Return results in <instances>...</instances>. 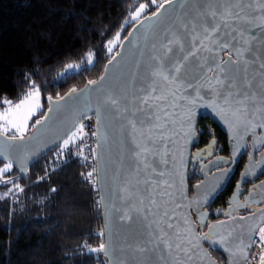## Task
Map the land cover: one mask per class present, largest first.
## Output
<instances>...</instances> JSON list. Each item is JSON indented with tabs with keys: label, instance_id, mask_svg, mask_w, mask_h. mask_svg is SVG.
Segmentation results:
<instances>
[{
	"label": "snow or ice",
	"instance_id": "obj_1",
	"mask_svg": "<svg viewBox=\"0 0 264 264\" xmlns=\"http://www.w3.org/2000/svg\"><path fill=\"white\" fill-rule=\"evenodd\" d=\"M151 3L157 4V0ZM165 4L173 5L179 15L155 29V37L149 39L124 80L108 86L102 83L105 77L89 81L91 90L98 93L95 99L88 97L87 89L79 94L73 89L56 100L48 97L52 106L31 127L39 132L51 119L50 114L62 109V102L83 96L84 108L93 110L97 124L106 131L115 124L125 138V148L118 157L120 166L114 171L118 181L115 195L122 203L119 221L128 228L127 246L156 255L155 264H215L203 250L202 242L207 241L213 248L221 246L230 256H241L244 264H248L249 253L256 243L252 236L247 237L245 244L244 234L237 226L224 234L214 231L228 223L235 225L234 220L208 225V233L197 235L194 226L181 217L184 202L179 188L183 178L180 185L174 180L173 145L180 135L177 124L191 127L194 109L203 106L212 108L234 133V152H239L242 146L237 141L241 131L252 136L254 151L264 146V132L258 135L256 131L264 130V44L260 43L264 40V0H165L152 17L140 21V27L152 18L159 20ZM145 7L143 3L139 5L132 15L133 22L139 20ZM112 51L109 47V54ZM221 53H227V58ZM92 58L90 53L89 65ZM115 61L116 56H112L108 64ZM67 67L78 72L80 66ZM65 75L67 71L61 74ZM40 90L33 82L31 90L18 103L0 101L6 106L0 110V156L36 139L33 135L25 141V134L29 121L41 107ZM82 115L90 118L87 111ZM83 128L81 124L79 131ZM99 134V131L92 133ZM72 142L70 138L62 141L61 156ZM98 147L102 148L103 143ZM258 165L264 166V153L241 174L238 187L256 176ZM12 167L9 162L0 172H8ZM229 171L226 169L222 175L226 178ZM92 175L88 173L89 177ZM202 186L203 182L195 187ZM244 219L239 217L241 221ZM255 233L259 237L256 246L261 249L259 264H264V226ZM214 236L217 238L213 239ZM105 248L101 244L99 249L90 251ZM251 258L256 259V254L252 253Z\"/></svg>",
	"mask_w": 264,
	"mask_h": 264
},
{
	"label": "trees",
	"instance_id": "obj_2",
	"mask_svg": "<svg viewBox=\"0 0 264 264\" xmlns=\"http://www.w3.org/2000/svg\"><path fill=\"white\" fill-rule=\"evenodd\" d=\"M163 2L0 0V101L17 102L33 82L39 85L41 107L31 127L48 112V97H66L101 76L138 22L132 15L140 4L146 5L143 18ZM117 36L118 47L109 54V41ZM69 64L79 65V71L61 76ZM71 135L62 156L61 143L24 174L15 165L2 174L8 183L0 186V264H108L103 251H90L104 244L98 194L88 179L89 163L79 158L74 131ZM7 163L0 160V169Z\"/></svg>",
	"mask_w": 264,
	"mask_h": 264
},
{
	"label": "water",
	"instance_id": "obj_3",
	"mask_svg": "<svg viewBox=\"0 0 264 264\" xmlns=\"http://www.w3.org/2000/svg\"><path fill=\"white\" fill-rule=\"evenodd\" d=\"M165 9L167 10L165 11ZM165 9H160L162 15L159 17V20L152 18L148 23H145L143 27H140V21L152 17V14L138 20L129 30L126 37L120 42L117 52L113 55L116 56V61L112 65H109L107 62L101 76L96 81H101V77H105L102 83L108 86L111 83H119L127 77L128 73L133 70L138 55L146 49L149 39L155 37V29L158 26L168 24L174 17L179 15V13L174 10L173 5L165 4ZM137 29L139 30L137 31ZM129 33H132V35H129ZM260 43L264 44V40H261ZM221 56L226 59L227 53H221ZM83 89H87V95L91 99H95L98 95V93L91 90L89 84H86L81 90ZM81 90L76 93H81ZM204 103H209V98L206 97ZM62 104V109L51 113V119L45 123L39 132L32 129L31 132L25 136V141H28L29 137L33 135L36 136V139L32 140L31 143H25L22 148H16L11 153L5 152L4 156H0V160L11 162L17 167L21 174H24L30 163L58 147L84 119L82 114L87 111L88 116L94 117L96 125L95 132L99 131L100 133L95 136L94 159L96 164V190L102 219V235L104 245H106L103 255L108 264H155L157 260L156 255L147 252H139L127 246L128 228L127 225L119 221L122 203L117 200L115 195L118 181L114 170L119 168L118 157H120L121 152L125 148V138L122 130L115 124L111 125L107 131L104 127L99 126L93 110H86L84 108L83 96L79 99L74 96L72 100L62 102ZM51 106L52 104L50 103L49 107ZM181 115L183 116L184 113H181ZM201 117H206L219 126L227 134L231 146L234 143L232 140L234 133L227 128L224 121L216 115L212 108L203 106L195 108L191 127L177 124L176 130L180 135L175 138L176 143L173 145V153L175 156L174 180L180 185L181 178H183V183L179 188V191L183 193L182 199L184 202L183 211L180 215L187 223L194 226L197 235V228L192 213L199 215L200 209L206 206L214 194L221 189L227 178L222 175L224 171L212 177L204 178L201 181L203 182V186L201 188H196L195 185L193 187V195L189 196L187 184L188 165L190 152L196 139L197 122ZM189 132H191L190 135H184ZM262 132H264V130H262ZM244 137L245 135L243 133L237 136L238 142L242 145L239 151H241L243 147ZM101 143H103L102 148L98 147ZM231 169L232 168H230V170ZM229 173L230 171L227 173V176ZM201 182L198 184H201ZM123 211L127 212V209L124 208ZM263 224L264 211L249 218L241 230L244 234L242 238L245 244L248 243L247 237L249 235L254 237L255 230ZM204 243L209 245L207 241L202 242L203 250L209 254L215 264H218L204 247ZM214 249L221 251L226 256L228 264L244 263L241 256L236 255L237 258L234 260V255L230 256V254L225 252L219 245Z\"/></svg>",
	"mask_w": 264,
	"mask_h": 264
},
{
	"label": "flooded vegetation",
	"instance_id": "obj_4",
	"mask_svg": "<svg viewBox=\"0 0 264 264\" xmlns=\"http://www.w3.org/2000/svg\"><path fill=\"white\" fill-rule=\"evenodd\" d=\"M257 134L262 130L257 129ZM242 131L241 134L242 135ZM213 140L215 143L213 144ZM238 141V140H237ZM252 136L245 135L241 151L234 152V143L231 146L227 134L206 117H201L196 126V139L190 152L188 165V193L193 195V187L204 178L212 177L226 169H231L224 185L206 206L200 209V214L192 213L197 233H208V225H217L220 221L234 220L235 225L228 223L224 227L214 229L216 233L224 234L232 227L237 226L241 231L245 223L253 216L264 211V166H257L255 177L240 184L241 174L252 164L259 161L264 153V146L260 151L251 148ZM203 169V171H202ZM246 205V206H243ZM239 217H245L243 221ZM217 237H213L216 239ZM204 247L218 264H228L226 256L219 250L204 243ZM236 255L233 259L236 260Z\"/></svg>",
	"mask_w": 264,
	"mask_h": 264
},
{
	"label": "built area",
	"instance_id": "obj_5",
	"mask_svg": "<svg viewBox=\"0 0 264 264\" xmlns=\"http://www.w3.org/2000/svg\"><path fill=\"white\" fill-rule=\"evenodd\" d=\"M90 118H84L75 128L74 134L75 138L77 140V143L79 144L81 151L79 152V158L89 163V166L92 170V172L96 171V164L94 159V150H95V136L92 135L93 132H95V120L93 116H89ZM81 124H83L84 128L83 131H79ZM91 181V184L93 186H96L97 180L96 176H92L88 178ZM261 226H264L261 225ZM253 239L256 241L255 244L252 246V250L249 253V262L248 264H259L258 256L260 253V248H258L256 245L259 244V237L254 234ZM252 253L256 254V259H252L251 255ZM244 264V263H243Z\"/></svg>",
	"mask_w": 264,
	"mask_h": 264
},
{
	"label": "rangeland",
	"instance_id": "obj_6",
	"mask_svg": "<svg viewBox=\"0 0 264 264\" xmlns=\"http://www.w3.org/2000/svg\"><path fill=\"white\" fill-rule=\"evenodd\" d=\"M145 12V9H144V11L140 14V17H139V19L141 18V16H142V14ZM119 41H120V37L119 36H117V37H115V40L111 43V45H109L108 46V48L109 47H112V49H113V51H114V49H116L117 47H118V43H119ZM66 71L67 72H73V70H69L68 68L66 69ZM65 71V72H66ZM24 98V97H23ZM22 98V99H23ZM20 101V100H19ZM19 101H17V102H13L14 104L15 103H18ZM38 102H39V104H40V97H39V99H38ZM4 107H6L5 105H4ZM3 107V108H4ZM40 109V108H39ZM39 111V110H38ZM37 111V112H38ZM35 116V115H34ZM30 122V121H29ZM31 130V127L29 126V129H28V131H27V133L25 134V136L29 133V131ZM69 138L72 140V135L71 136H69ZM5 172H0V186H2L3 184H4V181H5V179H4V177L2 176V174H4Z\"/></svg>",
	"mask_w": 264,
	"mask_h": 264
}]
</instances>
